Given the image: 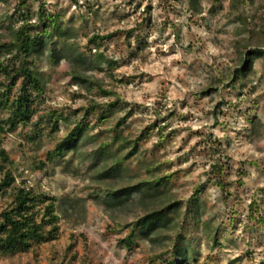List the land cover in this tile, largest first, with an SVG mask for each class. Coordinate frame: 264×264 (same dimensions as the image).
<instances>
[{"label":"rangeland","instance_id":"obj_1","mask_svg":"<svg viewBox=\"0 0 264 264\" xmlns=\"http://www.w3.org/2000/svg\"><path fill=\"white\" fill-rule=\"evenodd\" d=\"M20 1L0 0V43L23 24ZM199 1L193 13L191 0H26L31 22L43 8L65 34L28 57L44 92L32 120L4 133L10 161L0 164L17 184L54 196L61 219L57 239L0 254V264H165L176 242L184 264H264V58L241 71L249 51L264 49V0ZM95 33L111 35L97 51L88 43ZM52 47L83 53L87 67L54 61ZM15 53L1 54L0 66ZM20 82L0 70L1 94L12 99ZM9 113L1 105L0 121ZM81 120L77 144L49 157ZM117 160L121 172L100 180ZM159 177L166 184L145 203L140 193L123 207L105 203L114 189ZM174 203L173 221L153 239L122 241L152 208Z\"/></svg>","mask_w":264,"mask_h":264},{"label":"trees","instance_id":"obj_2","mask_svg":"<svg viewBox=\"0 0 264 264\" xmlns=\"http://www.w3.org/2000/svg\"><path fill=\"white\" fill-rule=\"evenodd\" d=\"M76 3L79 0H74ZM26 0L20 1L16 12L22 17L23 24L15 31L14 39L10 42L0 43V55L3 53L10 54L15 51V56L12 58L14 61L10 64L1 65L0 70L3 71L7 79L16 85L20 82V88L12 99L7 97V92L0 93V106L8 109L9 116L0 121V146L2 145L3 136L6 131L16 129L19 124H28L33 116L38 112L37 100L44 92V85L39 74L29 66L27 61L28 57L32 54L42 52L46 45L53 43V36H63L59 21L54 16H46L43 8L39 12V22L33 23L29 19V11L25 9ZM191 11L196 13L199 0H191ZM49 21L50 25L54 27L52 31H40L46 26ZM47 27V26H46ZM133 33V30L127 31V37ZM111 37V35H101L100 33L93 34L89 40V45H93L91 49L95 51L100 49L102 43ZM63 50H57L56 47L51 48V57L54 61L69 59L75 67H87L88 59L83 53L73 50L70 55L65 54ZM98 56L105 59L102 52H98ZM256 58H264V49L257 48L248 52L246 60L242 62V72L247 73L252 67L253 61ZM20 60L19 66L16 62ZM106 61V60H105ZM107 62H113L107 60ZM91 67V66H89ZM239 70L234 73V76L239 77ZM76 78L84 82L86 78L80 74H76ZM11 92V87L9 88ZM38 97V98H37ZM117 102L111 103L116 105ZM100 106L96 103L86 109L84 118L87 119L92 110L98 109ZM52 130H58V116L52 115ZM85 120L72 128L69 132L67 139L59 142L53 150L48 154L49 157L56 158L64 155V150L70 144H77V138L86 131ZM131 140L125 139L122 146L129 145ZM107 145V144H106ZM76 146V145H75ZM106 151V156L108 151ZM137 151V142L127 154V157L134 155ZM0 157L3 161L9 162V156L4 148L0 147ZM5 167L0 164V170L3 171L0 176V198H9L6 205L0 211V254L6 255L9 253L28 252L36 244L47 241L55 240L58 237L60 229V216L57 212L56 198L45 194L37 193L35 190L26 184H17L15 175L10 171H5ZM221 167H216L217 173L220 174ZM122 170V160H117L105 167L98 174L100 180L114 177ZM165 178L159 177L148 182H142L134 186H126L120 189H114L110 192L109 197L105 203L109 207H123L132 197L140 193V201L145 203L156 195L155 191L158 186L165 185ZM200 191V190H199ZM179 203H174L163 208H152L151 211L144 214L137 221L133 223L134 229L122 241L126 245H131L137 235L143 238L153 239L152 235L158 230L166 228L173 221V217L169 215L170 211H178ZM175 249L171 252V258L165 260V264H184L186 259L178 262V256H186L187 252H182L179 248L178 242L175 244Z\"/></svg>","mask_w":264,"mask_h":264}]
</instances>
